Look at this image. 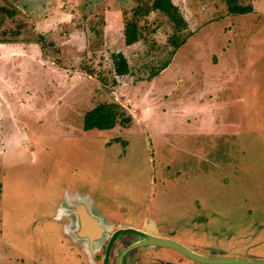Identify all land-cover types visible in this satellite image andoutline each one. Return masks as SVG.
<instances>
[{
	"label": "rangeland",
	"instance_id": "obj_1",
	"mask_svg": "<svg viewBox=\"0 0 264 264\" xmlns=\"http://www.w3.org/2000/svg\"><path fill=\"white\" fill-rule=\"evenodd\" d=\"M171 2L185 42L148 80L140 68L176 47L154 0H0V264H87L60 209L71 198L123 220L153 206L162 223L198 201L233 222L264 211V0H211L207 21L191 11L202 0ZM127 20L145 37L127 44ZM101 101L118 121L83 129Z\"/></svg>",
	"mask_w": 264,
	"mask_h": 264
},
{
	"label": "flooded vegetation",
	"instance_id": "obj_2",
	"mask_svg": "<svg viewBox=\"0 0 264 264\" xmlns=\"http://www.w3.org/2000/svg\"><path fill=\"white\" fill-rule=\"evenodd\" d=\"M200 6L204 11L212 10L211 0H202ZM230 9V8H229ZM69 212V209L66 211ZM77 227L71 228L74 238L84 237L87 264H215L205 263L191 258L181 250L161 244H148L134 247L144 237L135 232L125 231L114 236V232L120 227L132 226L147 233H158L161 236L173 239L183 244L197 254L207 257H234L247 260L264 261V253L258 251L260 244L257 239H264L262 234L230 235L229 241H222L213 236L202 233H189L188 227L172 223H162L156 227L146 226L142 221L127 219L120 221L115 219H88L87 224H82L83 234H80V220L73 217ZM140 220V218L138 219ZM70 221V220H69ZM89 221H94L91 225ZM97 222V223H96ZM149 225V224H148ZM93 226V227H91ZM91 227V228H90ZM179 232V233H178ZM215 237V236H214ZM94 241V242H93ZM93 242V246L90 247ZM230 245V247L226 246Z\"/></svg>",
	"mask_w": 264,
	"mask_h": 264
},
{
	"label": "crops",
	"instance_id": "obj_3",
	"mask_svg": "<svg viewBox=\"0 0 264 264\" xmlns=\"http://www.w3.org/2000/svg\"><path fill=\"white\" fill-rule=\"evenodd\" d=\"M200 4L201 3L197 4L195 7H192L191 11L194 12L196 14V16H198L200 18L203 17L204 20L207 21V14L210 13L209 12L210 10L204 11V9L200 6ZM240 6H244V5H240ZM214 8L215 7H213L212 10ZM230 11H231V9H230ZM236 15L237 14H235V16ZM210 20H213V19H210ZM205 30H211V29L210 28H205ZM213 30L214 29H212V31ZM199 31H201V30L199 29V30H197L195 32H199ZM22 44L23 45H27V44H24V43H22ZM24 49H26L25 46H24ZM173 56L171 57V60H170L169 64L171 63ZM125 75H128V74H125ZM158 76H156V77H158ZM136 81H142V80L135 79L134 82H136ZM103 102H106V101L98 102L96 104V106L98 104H100V103H103ZM94 107L95 106H93L89 110H85L84 113L82 114L81 118L83 117L82 118V120H83V129H86L85 125H84L85 124L84 123L85 114L88 111L92 110ZM71 110H74V111H76L78 113V110H77L76 107H70L69 111L71 112ZM79 118H80V116H78V119ZM79 123H80V121L76 125L78 126ZM71 124H73V123L71 122ZM89 199H90L89 197H86L85 201H79L77 199L71 198V203H73V204H71L68 201L69 202V205H68L69 207L68 208L66 207L67 205L61 206V208H60L61 211H65V213H64L65 215L69 216L68 219L70 220V222H69L70 225L68 227V230L72 234H73L74 231H72L71 228H74L75 226L76 227L78 226V225H76V222L73 220V217H74V219L77 218V219H79L81 221L80 222V226H81L80 227V229H81L80 234L84 233L82 231L83 230L82 224L87 223L88 219L91 220L92 217L96 218L98 220L101 219V221H103L104 219H115V221L116 220L127 221V220H123L122 214H118L119 217H117L115 215L113 216L112 214H106V212L102 210L103 209L102 206H101L102 209H95L94 210L93 207H92V203H91L92 201H90L91 199L90 200ZM205 208H207V207H205L203 204H201L200 201H198V202H196V205L194 204V208L190 210L188 217L184 216L185 218L182 217L181 219H178V220H175L174 217L171 218V219L166 218V220H163V223L164 222L165 223H172V224H174V227H176V225H179L180 227L181 226H186V227H188L189 233H202V234L210 235V236H213V237L215 236V238H218L216 236H219V238L223 242L224 241H229V243H231L230 240H229V239H231L230 235L239 234V235L244 236V235H250V234H262V233H264V211H263V208H261V207L256 208V210L255 209H250L248 211L247 215L250 217V219H248V218L245 219V218H242V217H238L236 220L234 219L235 222H233L231 218L226 217L224 213L218 212L217 210H213V208H210V207L207 208L209 212H208V215L205 216L202 213L203 209H205ZM68 209H69V212L67 213L66 211ZM103 212H104V214H103ZM84 213H85V217L86 218H84L82 216V214H84ZM153 213H157V211L153 208V206H148V208L145 211V213L142 216L139 217L140 220H138L139 218H136L134 220L135 221H142V223H144L148 227H151L150 225H154V226L158 227V226H160L162 224V221H157L156 214L152 218L151 215ZM87 216H89V217H87ZM214 218H216L215 220L218 223H219V221H223L224 222V226H223V229H222L223 231H221V232L215 231L216 227L214 226ZM89 222L91 223V225H94V221H89ZM223 222H220V223L222 224ZM86 225L87 224H85V226ZM234 225H236L237 228L239 227L238 230H240V231L237 230L236 231L237 233L234 232L235 231V229H234L235 226ZM91 227H93V226H91ZM242 229H243V231H242ZM212 232H215V234L212 235ZM72 234H70L71 240L74 241V243L76 244V246L79 249L78 253L76 251V254H78L79 258L85 260L87 255H86V251H85V248H84V244L87 242V239L84 238V237H78V239H77V238H74L72 236ZM261 239L262 238L257 239V242L259 243V241ZM93 242L91 243L90 247L93 246ZM226 246L230 247V245H226ZM257 250L260 251L259 247L257 248Z\"/></svg>",
	"mask_w": 264,
	"mask_h": 264
},
{
	"label": "trees",
	"instance_id": "obj_4",
	"mask_svg": "<svg viewBox=\"0 0 264 264\" xmlns=\"http://www.w3.org/2000/svg\"><path fill=\"white\" fill-rule=\"evenodd\" d=\"M233 4V11L236 9L239 12L246 11V7L236 6L235 2L236 0H232ZM153 7L159 8L164 13H167L170 19L174 23V32L169 36L168 41L170 44H173L176 46L171 51L168 52L167 59L164 62H161L160 64L157 62H154L150 65H146L143 68H140V71L146 70L147 75L145 76L146 79L152 80L156 76H158L169 64L171 57L174 55V50L179 47L182 43L185 41L182 40L181 43L174 44V39L177 36V32H180L183 27H186L185 20L183 16L179 13L177 8L173 5L171 0H154ZM231 9V8H230ZM235 10V11H236ZM141 13V10L139 7H137L134 11V17L139 15ZM126 42L127 44H133L137 41H140L142 37L144 38V32L139 27V24L137 22H134V20L128 21L126 23ZM42 37L39 39L41 42ZM170 53V55H169ZM115 66L118 68V73L120 75L125 74H132L134 70L132 69V63L122 54H114L113 55ZM134 74V73H133ZM138 80H142L143 78H137ZM119 105L111 102H103L95 106L92 110L88 111L85 114V120L84 125L86 129L90 128H111L113 124H115L116 119L120 115L118 111ZM130 121V119L128 118ZM127 120V121H128Z\"/></svg>",
	"mask_w": 264,
	"mask_h": 264
},
{
	"label": "water",
	"instance_id": "obj_5",
	"mask_svg": "<svg viewBox=\"0 0 264 264\" xmlns=\"http://www.w3.org/2000/svg\"><path fill=\"white\" fill-rule=\"evenodd\" d=\"M29 2H37L41 0H27ZM84 218L85 213L82 214ZM89 217V216H87ZM125 231H130V232H135L141 234L144 239L141 240L140 242L136 243L133 245L134 247L136 246H141V245H148V244H161L165 246H170L175 249L181 250L187 255H189L191 258L205 262V263H215V264H264V261H256V260H247V259H240V258H234V257H207L204 255H200L195 253L194 251L188 249L185 247L183 244L179 243L178 241H175L173 239L164 237L159 235L158 233H147L143 230L137 229L132 226H124L120 227L118 230H116L113 234L114 236L118 233L125 232Z\"/></svg>",
	"mask_w": 264,
	"mask_h": 264
}]
</instances>
